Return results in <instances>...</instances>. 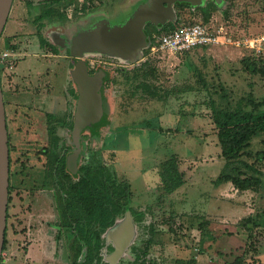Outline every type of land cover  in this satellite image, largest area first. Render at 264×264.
<instances>
[{
  "label": "rangeland",
  "instance_id": "374dc122",
  "mask_svg": "<svg viewBox=\"0 0 264 264\" xmlns=\"http://www.w3.org/2000/svg\"><path fill=\"white\" fill-rule=\"evenodd\" d=\"M46 1L51 0H14V5L19 19L25 18L21 37L32 38L34 47L51 50V47L39 45L41 36L45 43L58 49L52 59L57 73L56 133L60 145L67 146L70 131L61 123L68 120L75 105L69 93L73 84L69 77L71 59L65 49L67 43L74 35L91 30L101 21L111 27L121 26L146 0H76L74 4H65L67 0H52L55 13L37 29L34 22L40 12L37 5ZM175 15V20L166 26L165 31L201 21L213 29L222 28L232 41L182 55L151 54L144 49L141 59L133 63L100 54H85L83 60L91 73L100 69L106 77L101 85L103 119L82 133L85 139L78 166L105 163L119 181H130L132 189L138 190L140 180H151V165L157 166L158 172L159 164L173 156L190 184L187 190L178 194L177 199L181 201L183 198L193 199L198 193H208L224 162L221 156L218 157L221 152L217 129L212 122L211 105L217 109L242 107L248 110L250 107L246 102L249 99L264 97V54L256 55L253 50L234 44L264 33V0H224L202 15L176 7ZM145 28L151 30L150 26ZM12 32L7 21L0 37V48L4 45L1 39ZM155 36L159 35L152 38ZM62 42L64 48L58 46ZM208 52L210 54H206ZM250 62H255L256 68L260 69L257 74L250 75L246 71ZM10 122L9 119L8 124ZM262 139L254 138L255 141L245 149L249 154L242 159L252 163L257 151L264 152ZM15 159L14 151H11L10 164ZM131 165L135 167L130 168ZM255 166L264 180V164L256 162ZM75 180L71 178L72 182ZM259 189L263 199L259 208L261 217L257 227L249 225L252 227L250 240L243 231L230 235V238L245 242L244 247H234L236 243L233 239L227 242V237L215 239L219 234H228L217 222L213 229L208 230L205 221L195 220L194 207L193 212H185L184 217L173 215L171 206L159 194L143 204L150 207L151 216L146 217L144 225L152 226L153 243L147 247L146 240L151 234H147L146 228L136 227L131 246L118 264H132L135 255L143 252L147 253L150 264H186L195 256L199 264H229L232 261L236 264L243 251H246L245 257L240 264H264V182ZM156 191H162L160 185ZM11 213L6 224L7 245L2 252L1 264H8V260L9 264H20L17 260L11 262L12 232L15 229ZM197 224L202 229H198ZM76 245L72 236L63 234L59 241L57 239L55 260L50 264H74L71 246ZM227 246H233L232 255H228L230 248ZM184 249L186 251L182 253ZM105 250L101 252L102 257L107 254Z\"/></svg>",
  "mask_w": 264,
  "mask_h": 264
},
{
  "label": "crops",
  "instance_id": "0c3cea01",
  "mask_svg": "<svg viewBox=\"0 0 264 264\" xmlns=\"http://www.w3.org/2000/svg\"><path fill=\"white\" fill-rule=\"evenodd\" d=\"M24 20L25 18L19 19L13 2L7 19L13 32L11 35H6L1 39L4 46H8V42H12L13 38L16 37L21 38L22 42L26 39V37H21L22 33L24 34ZM28 53L29 56L19 61L13 69V75L10 79L11 85L5 96V115L11 139L10 143L15 147L16 155L26 153L27 157L25 159L29 160L28 164L31 166L23 174H17L11 180V185L13 186L11 212L15 229L12 232L13 239L10 256L11 262L17 260L20 264H50L54 261L56 253V228L54 226L58 219L56 202L52 191L43 187L40 171L37 170L36 156L34 157L31 153L35 152L38 147L46 142V116L53 115L56 111V65L52 61L54 56L47 50L32 45L28 49ZM230 86H232V83ZM253 93L255 94L254 91ZM8 108L10 111H8ZM9 119L11 120L10 125H8ZM262 134L264 135V133H259L255 136V140L258 138L262 139ZM254 138H252L250 143L255 141ZM114 145L116 146V143ZM219 154L218 157L220 158ZM261 163L264 164V162ZM32 166L35 167L32 168ZM223 166L224 162L218 174ZM134 167L135 165H131L130 168ZM150 168L151 180L147 178L144 181L140 180L138 190H133L131 187L132 201L137 202L133 203L135 206H145L143 204L160 194V198L171 206L173 215H182L184 217L185 212L192 211L194 207V209L196 208L194 213L195 220L205 221L208 225V230L213 229L217 222L224 229L223 232L228 234H219L215 239L223 238L224 240L227 237L229 238L226 239L227 242L233 241L236 243L233 245L234 247L245 246V242L242 243L237 238H234L236 239L234 240L230 238V235H237L241 231L246 232L240 226L241 221L244 219L250 217L253 218L254 222L256 221V224L258 223L261 217L259 208L263 202L260 189L256 192H241L235 191V188L230 183L214 186L213 181L216 179L214 178L208 193L203 195L198 193L197 197L194 196L193 199L183 198L180 201L177 199L178 194L187 190L190 186L186 180V173L179 169L183 173V185L171 194H163L162 191H156L160 185L157 166L151 165ZM133 170L134 172L136 171V169ZM28 172H32V176L35 174V178L25 176ZM128 182L131 183L130 181ZM153 186L154 189H152ZM193 190L195 193V184L193 185ZM222 193H225L224 196L221 195ZM138 197L139 200L137 201ZM198 224V229H202ZM233 246H227L230 248L228 255L234 253L231 249ZM185 251L186 249L182 253ZM195 252H198V250L195 249ZM192 259L194 264H199L197 256ZM232 263L233 261L229 262V264ZM218 264H221V262H218ZM222 264L226 263L222 262Z\"/></svg>",
  "mask_w": 264,
  "mask_h": 264
},
{
  "label": "trees",
  "instance_id": "16d2710c",
  "mask_svg": "<svg viewBox=\"0 0 264 264\" xmlns=\"http://www.w3.org/2000/svg\"><path fill=\"white\" fill-rule=\"evenodd\" d=\"M75 1L67 0L65 4H73ZM42 4L44 6L41 7L36 21L48 19L55 13L54 9L51 8L55 4L52 0ZM147 26L151 27L150 31L144 28L149 44L153 41L152 36L162 34L167 25L155 27L147 24L145 27ZM201 50L204 49H195L190 52ZM259 70L256 68L255 62H250L246 71L251 75L257 74ZM262 73L264 75V69H262ZM246 104L250 109L247 110L242 107L233 110L217 109L211 105L212 122L217 129L220 156L224 160V166L213 181V185L219 186L230 183L237 191L256 192L264 180L255 164L256 162H264V152L262 150L257 151L252 163L242 158L249 154L246 153L245 149L250 147L252 138L259 133H264V97L258 100L253 96V99H249ZM57 146L58 138L56 137L54 141L56 150L58 149ZM65 163L66 156L56 154L51 168L59 202L57 206L61 218L59 228L69 232L75 239L77 245L71 246L75 257L74 264H102V257L100 256L103 246L101 236L114 224L116 217L121 216L125 211H129L139 227L145 229L146 227L142 226V223L145 221V216L149 213L150 208H146V211L130 208L131 191L129 184L124 180L119 181L114 173L109 172L105 163L100 165L88 164L79 168L73 175V177H77L74 182L71 181V175L65 172ZM158 168L160 186L164 194H171L183 185V173L179 170L178 160L175 157L172 156L163 161ZM10 192L11 189L8 187L7 210L10 208ZM252 223V227L258 226L256 221L254 222L253 218L250 217L240 223L242 229L247 233V240H250L252 227L249 225ZM205 224L207 223L205 222ZM7 231L6 226L2 252L7 245ZM146 232L151 234L145 244L148 247L153 243L151 236L154 231L151 225L147 226ZM245 252L243 251L236 259L237 264L242 263ZM146 255V252H143L142 255L136 254L133 264H145L142 259ZM1 263L2 260L0 259ZM178 264L183 263L178 262ZM186 264H194L193 259Z\"/></svg>",
  "mask_w": 264,
  "mask_h": 264
},
{
  "label": "water",
  "instance_id": "95a60500",
  "mask_svg": "<svg viewBox=\"0 0 264 264\" xmlns=\"http://www.w3.org/2000/svg\"><path fill=\"white\" fill-rule=\"evenodd\" d=\"M205 0H147L140 4L131 17L121 26L111 27L101 21L94 28L80 32L69 40L66 47L69 56L75 59L71 71L72 80L76 86L78 98L75 104L72 139L78 146L80 132L91 124L99 121L103 113V105L99 89L102 83V74L89 76L86 66L80 58L84 54L97 53L112 58H117L127 63H133L142 57V51L147 49L148 42L144 28L147 24L155 27L164 26L175 20L173 6L187 3L199 6ZM218 2L219 0H215ZM13 0H0V37L9 17ZM64 48L62 45H58ZM6 130L5 105L3 91L0 84V259L6 229V215L8 204V176L9 152ZM77 151L68 160V168L75 172ZM134 235V227L129 213L123 221L107 232V240L114 243L113 252L106 257L108 264H116L123 256L127 246Z\"/></svg>",
  "mask_w": 264,
  "mask_h": 264
},
{
  "label": "flooded vegetation",
  "instance_id": "af4514ba",
  "mask_svg": "<svg viewBox=\"0 0 264 264\" xmlns=\"http://www.w3.org/2000/svg\"><path fill=\"white\" fill-rule=\"evenodd\" d=\"M147 1V0H146ZM145 1V2H146ZM14 2V0H13ZM144 2V3H145ZM224 2V0H219L218 2H216L215 0H205L203 1L199 6H191L190 4H187V3H181V4H176L173 6V10H174V13H175V8L176 7H179L181 9H189L193 12H197L199 14H205L208 9L210 7H218L220 4H222ZM13 4V3H12ZM74 4V3H73ZM143 4V3H142ZM27 6H29V3L26 4ZM44 4H38L37 5V9L38 11L41 9V7H43ZM12 8V7H11ZM52 8V6H51ZM53 9V8H52ZM40 13V12H39ZM38 13V15H39ZM37 15V16H38ZM175 18H176V15H175ZM37 17L35 18L34 22L35 24L37 25V29L43 27V22L44 20L42 21H36ZM173 22V21H172ZM172 22H169V23H172ZM169 23H167L166 25H168ZM75 36V35H74ZM72 38V37H71ZM39 40V45H45L48 49L51 47V50H47L51 53V55L54 56V58L56 57V53L58 51L57 47L54 45H49V43H45V41L42 39L41 36H39L38 38ZM13 41H16L17 42V45H19V49L22 53V57L19 61H22L24 59H26L28 56H29V53H28V49L31 48V46L33 45V40L32 38H27L25 40H23L22 42V39L19 38V37H16V38H13ZM10 43V42H8ZM49 46V47H48ZM40 47V46H39ZM41 48V47H40ZM66 49V53L67 55L69 56V49L67 47H65ZM43 50H46V49H43ZM93 54H97V53H93ZM85 55V54H84ZM83 55V56H84ZM103 56H106V55H103ZM70 57V56H69ZM109 57V56H108ZM71 59V65H70V71H69V77H70V82L73 84V88L69 91L70 95L73 97L74 99V102L76 104V100L78 98V94H77V89H76V86L72 80V77H71V71L73 70L74 68V64L76 62L75 59ZM81 61L84 62L85 66H86V69H87V73L89 76H94L95 74H98V73H101L102 74V82L103 80L105 79L106 75H105V72L98 69L96 72L94 73H91V71L88 69V65L87 63L83 60V57L80 58ZM18 61V62H19ZM17 62V63H18ZM16 63V64H17ZM15 64V66H16ZM15 66L13 67V69L15 68ZM13 69L10 71V72H5L4 70H2V68H0V84H1V87H2V91H3V99H4V105H6L5 103V96L7 94V91L11 85V77L13 75ZM56 76H57V73H56ZM102 85V83H101ZM100 91V94H101V88L99 89ZM101 101H102V105H103V99H102V95H101ZM56 110H57V106H56ZM74 112H75V105H74ZM74 112H72L71 115H68V120L61 123V125H65V127L68 129V131H70V139L68 141V145L67 146H64V145H60L59 143V137L57 136V133H56V125H57V116H56V111H55V114L53 115H47L46 116V132H47V139H46V142L44 143V145L38 147L35 152L31 153L35 159L37 160L36 161V165H37V170L40 171V175H41V178H42V184H43V187L45 189H49L50 191H52L54 197H55V202H56V211H57V214H58V219H57V223L54 224L55 228H56V243H57V239L58 241L60 240V237L63 236V234H67L68 236H72L69 234V232L65 231L64 229H60L59 226H60V212H59V209H58V205H59V202H58V196H57V191H56V187H55V182H54V178H53V173H51V168L53 167L52 165V161L54 159V156H56V154L60 155V154H63L66 156V163H65V172L66 174H70L71 175V178L73 177V175L77 172V170L83 166H86V164H83V165H79L78 166V163H79V160H80V157L82 156L83 154V150H82V141L85 139V136L82 135L83 132L85 131H88L89 129L92 128L93 125H96L97 123H101L102 119H103V113H102V116L101 118L99 119L98 122H96L95 124H91L89 125L88 127H85L79 134V137H78V146H76L74 144V141L72 139V130H73V123H74ZM6 116V115H5ZM10 125V124H8ZM94 127V126H93ZM6 130H7V140H8V143L7 145L8 146V152H9V176H8V182H9V186L10 189H11V192H10V203H9V210H7V215H6V224H7V220H8V215L11 213V205H12V200H13V195H12V192H13V186L11 185V180L12 178L15 176V175H19V174H23V172L31 166H29L28 162L29 160L28 159H25L27 157L26 153H21V154H15L16 152V149L15 147L12 145V143H10V137H9V133H8V126H7V123H6ZM56 137L58 138V146H57V150L54 148V141L56 139ZM116 150H118L116 148ZM11 151H14V155H15V160L13 162H11L10 164V153ZM77 151V159H76V162H75V168H74V173L70 171V169L68 168V160L70 158V156L72 154H74L75 152ZM18 166V167H17ZM22 166V167H21ZM35 166H32V168H34ZM25 176H28V177H31V178H35V174H33L32 176V172L31 173H27ZM159 176V175H158ZM76 178L77 180V177H74ZM75 180V181H76ZM160 181V179H159ZM74 182V181H73ZM127 182V181H126ZM130 186V183L127 182ZM161 187V186H160ZM130 191H131V186H130ZM163 192V191H162ZM164 194V193H163ZM131 195H132V192H131ZM8 205V204H7ZM129 207L132 208V209H135V210H138V211H146V208H150V207H141V206H135L132 202V198H130V202H129ZM129 213L130 216H131V219H132V224H133V227H134V235H133V238L131 240V242L129 243V245L127 246L123 256L117 261L116 264H118L121 259L125 256L126 252L128 251L129 247L131 246V243L135 237V233H136V227H138V229L140 228L139 225L137 224V222H135L132 214L129 212V211H125L121 216H117L116 219L114 220V224L109 227L101 236L102 238V249L100 251V256L102 257L101 255V252L102 250L105 248L107 254L101 258V263L102 264H108V262L106 261V257L109 256L113 250H114V243L112 240H107L106 238V234L108 231H110L115 225H117L118 223H120L121 221L124 220L126 214ZM12 214V213H11ZM147 216H151V211L149 210V213L146 214L145 216V220H146V217ZM145 221L142 223V226L146 227L149 226V225H144ZM58 237V238H57ZM73 237V236H72ZM73 243H75V239L73 238ZM55 256H56V253H55ZM136 257V256H135ZM148 255H146L142 260H144V263L145 264H150L149 260H148ZM55 260V259H54ZM135 261V258L133 260V263ZM132 263V264H133Z\"/></svg>",
  "mask_w": 264,
  "mask_h": 264
},
{
  "label": "built area",
  "instance_id": "2783aa9c",
  "mask_svg": "<svg viewBox=\"0 0 264 264\" xmlns=\"http://www.w3.org/2000/svg\"><path fill=\"white\" fill-rule=\"evenodd\" d=\"M153 38L156 39L151 41L147 47L150 53L161 52L170 55H182L195 49L221 46L232 41L226 37V33L222 28L213 29L200 22L182 25ZM234 44L237 46L243 45L253 50L256 55L264 54V33L247 39L244 43L234 42ZM6 46L3 45L0 48V68L5 72H10L21 59L22 53L16 41H12ZM1 256L3 259L4 254Z\"/></svg>",
  "mask_w": 264,
  "mask_h": 264
}]
</instances>
